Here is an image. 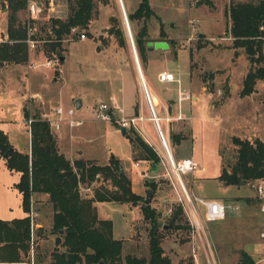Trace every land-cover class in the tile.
Masks as SVG:
<instances>
[{"label": "rangeland", "instance_id": "rangeland-1", "mask_svg": "<svg viewBox=\"0 0 264 264\" xmlns=\"http://www.w3.org/2000/svg\"><path fill=\"white\" fill-rule=\"evenodd\" d=\"M76 1L61 0L58 11L54 14L58 18L66 19ZM211 1L212 6L200 3V0H150L153 9L161 17L166 37L172 40V44L169 43V48L166 49L170 50L169 53L160 49L154 54L155 50L149 51L147 48L148 60L145 68L134 41V34L141 24L135 22L131 25L128 17V11H134L140 0H126V4L124 0H95L96 12L92 22L88 28H80V32H86L87 38L81 40L78 34L68 35L62 41V62L55 53L48 57V43H42L36 54L29 53L30 58L26 65H8L0 70V129L9 135L11 142L21 151H28L30 148V132L23 107H26L31 116L38 109L37 114L40 116L56 106L67 109L75 104L77 98L83 99L82 107L76 112V118L83 120V124L76 127L65 124L56 131L67 132L70 140L74 138L67 152L72 160L82 158L107 164L112 157L120 159L132 180L133 190L144 197L139 205L114 201L97 203L99 216L113 220L115 238L124 239V255H150L151 225L144 219L141 207L150 198V203L146 205L155 207L159 212L160 223L167 224L162 231L163 247L165 254L173 256L171 259L174 264H187L192 259L195 263V254L198 255L200 264H250L244 255L254 260L255 264H264V242L260 238L263 221L258 210L256 182L254 185L248 182L228 186L218 178L222 168L230 169L236 162L237 146L232 140L233 136L250 140L264 137V89L259 87L258 94L252 101L251 96L240 95L242 80L250 68V61L245 62L247 55L243 48H239V53L235 54L233 37L227 31L230 24L227 11L232 0ZM4 6L6 5L0 2V29L7 32L9 10ZM113 16L126 30V46H121L117 38L109 33ZM26 18L25 9L18 19L23 23ZM44 26L46 24L40 23L39 28L42 27L41 32L46 36ZM148 26L149 41H167L158 32L160 22L157 18H151ZM152 56L156 60L151 63ZM137 57L148 86L156 98L171 94L178 96L179 93L177 89H173L178 83L162 85L156 80L157 89L150 85L149 72L156 76L162 68L181 72L182 80L191 79L200 85L205 83L211 92L208 93L201 87L195 88L192 93L199 96V99L191 101L192 110L190 101L185 102L183 113L186 119L161 120L160 124L175 159L190 158L205 168L204 171L196 170L184 175L183 181L190 195L205 199L217 198L228 205L227 216L214 221L205 219V207L199 205L214 258L209 246L205 248L197 234L195 238L191 226L187 228L186 223H190L186 213L179 221L183 228L177 229L168 225L174 210L181 204L180 199L183 198L169 166L164 164L160 156V162L156 165L152 161L135 158L132 143L119 129L118 121L103 122L95 118L94 109L98 101L112 102L113 96L118 98L120 92L131 91L133 96L136 94L138 97V106L144 104L145 110L139 109L137 115L135 109L125 108V116H144L143 130L145 129L156 150L164 157L159 132L155 121L151 119L152 115L140 84ZM48 58L53 59L54 65L50 68L30 69L28 66L30 62L37 63ZM190 69L193 72L191 77ZM236 84L241 87L237 88ZM35 93H40L41 100L45 93L53 97L46 109L33 98H29L30 94ZM70 95H73V102ZM157 99L156 102L160 104L156 108L159 116H165L162 103L166 105L170 117L178 116L169 108L166 99ZM212 99L219 111L221 110L222 117L207 113ZM114 104L125 107L120 102ZM189 116L194 119L191 123ZM140 126L142 128L141 123ZM190 128L192 140L186 144L183 143L184 140L180 144L173 143V133L183 130L185 134H189ZM262 129L263 133L260 131ZM128 131L132 134L131 129H127ZM4 160L0 157V218L9 220L22 217L26 213L22 207L21 194L15 187L20 175L10 170ZM148 180L156 182L155 190L149 187ZM99 186L111 187L100 178L91 184L92 189ZM81 192L84 196L92 194L87 184L82 185ZM34 196L33 211L38 214L34 215L33 212V218L39 217L47 225L52 216V208L44 194ZM49 238L36 240L33 253L36 264H41L44 254L47 255L53 249L56 234L50 233Z\"/></svg>", "mask_w": 264, "mask_h": 264}, {"label": "trees", "instance_id": "trees-1", "mask_svg": "<svg viewBox=\"0 0 264 264\" xmlns=\"http://www.w3.org/2000/svg\"><path fill=\"white\" fill-rule=\"evenodd\" d=\"M9 10L7 33L9 41L0 43V62L26 63L29 61V50L24 42L26 27L19 20V15L27 8L28 0H0ZM126 4V0H124ZM200 3L213 5L211 0H200ZM95 0H77L71 6V13L66 19L52 18L42 23L46 36L55 37L48 43L47 56L53 53L57 58L63 56L62 41L72 33L75 27L88 28L95 16ZM230 19L228 33L233 37L235 54L243 48L250 68L243 80L240 91L242 97L252 94L259 80L264 82V0H232L227 11ZM129 21L141 24L134 34V41L139 52L142 66L146 67L147 42L149 41L148 22L157 18L160 22V34L168 40L161 17L153 9L150 0H140L134 11H128ZM113 25L109 33L114 35L121 46H126L127 35L123 25L112 17ZM38 25V27H39ZM43 27V26H42ZM42 27L39 30H42ZM51 31V32H50ZM192 54V53H191ZM38 113V112H37ZM35 113L31 124V151L21 152L13 147L9 135L0 129V157L6 161L10 170L20 172V179L15 187L21 194L25 215L13 219L0 218V264H35L34 244L39 238H48L50 233L56 234L53 249L50 251L49 264H174L170 256L165 254L163 233L167 224L160 223L159 212L152 205L143 204L144 219L150 222L149 257L135 254H123L124 239L114 236L112 219L99 216L97 202L114 201L139 205L144 197L133 190L132 180L123 168L120 159L112 157L107 164H99L92 160H72L58 145L56 133L48 122L40 119ZM136 114H139L137 105ZM28 119V111H25ZM126 131L133 146L135 158L160 162L159 155L136 131ZM190 135V133H189ZM183 131L172 134L174 144L188 139ZM237 146L236 162L230 169L222 168L219 179L225 185H252L264 180V141L260 138L250 140L233 136ZM108 182L111 187L99 186L92 189V182L98 180ZM150 188L155 190L157 184L148 180ZM254 183V184H253ZM87 184L92 194L84 196L82 185ZM46 194L48 202L53 206V225L47 232L45 228L33 226V195ZM146 202V201H145ZM182 205L174 210L169 226L183 228L180 217L184 216ZM187 228H189V224ZM247 262L255 264L244 255ZM187 264H194L190 260Z\"/></svg>", "mask_w": 264, "mask_h": 264}, {"label": "built area", "instance_id": "built-area-1", "mask_svg": "<svg viewBox=\"0 0 264 264\" xmlns=\"http://www.w3.org/2000/svg\"><path fill=\"white\" fill-rule=\"evenodd\" d=\"M60 2L61 0H28V4L26 8L27 18L23 21V25L26 27V34H27L26 38L24 39V42L28 46L29 53H33V52L36 53L39 50V47L42 43H49L54 40L55 36L52 33L50 34L51 36L43 35L42 32L39 30L38 24L39 22L44 20L50 21L52 18H58L54 13L58 11L57 7L59 6ZM47 12L48 15H46ZM192 22L194 24V21ZM72 33L78 34L81 40L87 38L86 32L85 31L80 32L79 27L73 28ZM7 41H9L8 33L0 29V43ZM53 65H54L53 59L51 58H48L45 62L42 63L40 62L29 63V66L31 68H36L39 66L52 67ZM137 68L139 73L140 84L143 87L146 102L149 106L152 115L151 119L155 121L159 132V136L162 142V148H163L162 152L164 157L156 150L153 142L150 140V137H148L149 135L145 131V129L143 130V123L145 121L144 116H132V117L125 116L124 113L125 110L120 105L114 104V102L100 100L95 104V109H94L95 118L103 122L105 121L112 122L116 120L119 123L120 130L125 129L127 131V129H131L138 132L140 135H142V138L150 146L153 147V149L160 156L164 164H167L169 166L172 175L177 180V183L183 195V198L180 199L181 201L180 205H182L184 209V213H186V215L188 216V220L191 228L193 229L195 238L197 234L201 239V241L203 242V244L205 245V248L209 246L210 252L213 256L211 242L208 236L206 235V227L201 217V211L199 205H203L205 207V219L207 221L224 219L227 216L228 205L217 198L205 199L197 195H194L192 197L188 192L187 187L183 181L184 175H187L188 173H194L196 170L204 171L205 168L200 166L196 161L190 158L179 159V160L175 159L170 144L168 143L166 135L164 134L160 124L161 120L171 121L172 119L180 120L186 118L180 114L173 118L170 117L168 109L163 103H162L163 113H165V116L161 117L158 115L156 108L159 103L157 104L154 100V96L151 92L150 87L148 86V83L146 81L138 57H137ZM158 78L161 82L179 81V79L175 77L174 73L169 71L160 72L158 74ZM39 97L40 96L38 93L30 95V98H39ZM189 99H192V94L185 89H181L178 93L179 102ZM77 110L78 108L76 107V104H73L67 109H65L62 106H56L51 111H46L42 113V115H40V119L48 122L53 131L60 130L65 124H68L69 127H76L83 124V120L76 118ZM188 119L191 120V117ZM34 120H35L34 116H30L26 120V123L28 124V128H29V132H31L30 131L31 124L33 123ZM140 123L142 125V128L140 126ZM136 165H139L138 161L136 162ZM256 190H257V199L259 204V212L262 215V221L264 225V180H261L256 184ZM202 234H204V237ZM260 238L264 242V227L260 231ZM210 260L211 259H209V261ZM215 264L217 263L215 262Z\"/></svg>", "mask_w": 264, "mask_h": 264}, {"label": "crops", "instance_id": "crops-1", "mask_svg": "<svg viewBox=\"0 0 264 264\" xmlns=\"http://www.w3.org/2000/svg\"><path fill=\"white\" fill-rule=\"evenodd\" d=\"M4 7H7V6H4ZM195 9H198V8H195ZM4 10V12L6 13L7 12V10L6 9H3ZM3 12V11H2ZM160 31V26H159V30H158V32ZM6 32V31H5ZM201 33H203V32H201ZM6 34V33H5ZM169 48V47H168ZM160 49H167V48H158V49H155V52H154V54H156ZM154 51V50H153ZM166 53H169L170 52V50H166L165 51ZM35 53V52H34ZM37 53V52H36ZM35 53V54H36ZM32 54V53H31ZM154 56V55H153ZM153 56L151 57V63L152 62H154L156 59H154L153 58ZM191 59H192V56H191ZM191 59H190V63H191ZM246 61L245 62H249V59L247 60V57H245L244 58ZM47 60V59H46ZM45 60V61H46ZM45 61H39L40 63H42V62H45ZM8 65H26V63H8V62H4V65L3 66H0V70L1 69H4V68H6ZM28 66H29V64H28ZM39 67H44V68H50V67H46V66H39ZM39 67H36V68H39ZM29 68L30 69H33V68H31L30 66H29ZM190 68H191V64H190ZM249 70V69H248ZM162 71H169V72H173L172 70H169V69H165V68H162V70H160L159 72H162ZM159 72L157 73V75L155 76L153 73H150L149 72V81H150V85L151 86H154V88L155 89H157L156 87V80H158L159 82H160V84H162V85H164V83H178V85H177V87H173V85H172V87H173V89L175 90V89H177L178 91H180L181 89H185V90H187L188 92H190L191 94H192V99H189V100H184V101H181V102H179V100H178V96H172V94L170 95V96H157V98H159V100L161 99V100H163V99H166L168 102H169V108L175 113V114H180V115H182L183 117H185L184 116V113H183V111H184V104H185V102L186 101H190V103H191V105H190V109L192 110V105H193V103L191 102V101H194V100H196V101H198V99H199V96H196V95H193V91L195 90V88H198V87H201L202 88V90H204V91H206V92H208V93H211L209 90H208V88H207V85L204 83V84H202V85H200V84H198V83H196V82H192V80L190 79L189 81H187V80H182V76H181V72H173L174 73V75H175V77L177 78V79H179V81H177V82H161L160 80H159V78H158V74H159ZM247 72L248 71H246L245 72V74H244V78H245V76H246V74H247ZM193 75V72H192V69H190V77ZM244 78H243V80H244ZM242 80V81H243ZM184 84V85H183ZM188 84V85H187ZM156 86V87H155ZM236 86H237V88L238 87H241V85L240 84H236ZM184 87V88H183ZM243 87V86H242ZM259 87H262L263 89H264V82L263 81H261V80H259L258 82H257V85H256V89H255V91L252 93V94H250V95H247V97H249V96H251V101L252 100H254L255 98H256V95L258 94V90H259ZM174 90H173V92H174ZM157 91V90H156ZM155 91V92H156ZM158 92V91H157ZM39 94V96L41 97V95H40V93H38ZM31 95V94H30ZM30 95H29V98H30ZM42 96H44L43 98H42V100H41V98L39 97V98H33L34 100H35V102H37L39 105H41L43 108H47L48 107V104L50 105V103H51V99L53 98L51 95H49V94H47V93H45L44 95H42ZM119 96H120V98H119ZM119 96H118V98H117V96H116V98H115V96H113V98H112V102H114V103H121V104H123L125 107H124V109L126 108L127 110H134L135 109V111H136V108H137V102H138V97L136 96V94L133 96V94L131 93V91H124L123 93H119ZM154 96V100H155V102L156 101H158V99L155 97V95H153ZM70 97H71V100H72V102H73V100H74V98H73V95H70ZM121 97H122V100H121ZM245 97V96H244ZM163 98V99H162ZM28 99V98H27ZM41 100V101H40ZM83 100V99H82ZM42 102V103H41ZM163 102V101H162ZM157 103V102H156ZM159 103V102H158ZM157 103V104H158ZM164 104V103H163ZM126 105H127V107H126ZM159 105V104H158ZM166 106V105H165ZM24 108V110H26L27 111V109H26V107H23ZM138 108L141 110V111H144L145 110V106H144V104H139V106H138ZM52 109V108H51ZM162 111H163V109H162ZM221 111V110H220ZM219 111V109H218V107H217V104L215 103V100L214 99H212L211 100V102H210V106L208 107V111H207V113L208 114H210V115H216V116H218V114H219V116H221L222 117V115H221V112ZM35 112H38V109L35 111ZM251 115L252 116H256V114H253V113H251ZM191 117V120H190V123H191V121H192V116H189V118ZM193 121H194V119H193ZM193 125H194V122H193ZM253 125L255 126V122L253 123ZM252 125V126H253ZM192 126V125H191ZM0 127H1V125H0ZM181 131H183V130H181ZM262 133H263V129L262 130H260ZM55 133H56V135H57V139H58V145H59V147H60V149H61V151L62 152H64L68 157H69V155L67 154V152H69V149L71 148V141L72 140H74V138L72 137L71 138V140L69 139V137H68V134H67V132L66 133H59V131H55ZM189 133H190V135L188 134V139H186V140H184L183 141V143H187V141H190V140H192V132H191V128H190V130H189ZM29 136H30V134H29ZM260 139H262L263 141H264V137H261ZM12 143V142H11ZM184 144V145H185ZM12 145H13V147L14 148H16V149H18L13 143H12ZM65 149V150H64ZM19 150V149H18ZM19 151H21V150H19ZM31 151V136H30V148L28 149V151H21V152H30ZM4 162L6 163V161L4 160ZM123 165V164H122ZM138 166V165H137ZM123 168H124V166H123ZM125 170V169H124ZM126 171V170H125ZM17 172V171H16ZM17 173H19V175H20V172H17ZM20 179V178H19ZM19 181V180H18ZM17 181V182H18ZM44 196L46 197V199L48 200V195H46V194H44ZM34 195H33V199H34ZM97 203H99V202H97ZM97 203H96V206H97ZM50 204V206H51V208H52V216L50 217V219H49V222H48V224L46 225L43 221H41V220H39V217L38 218H33V226H34V228H40V227H45V230L47 231V232H49V230H50V227H52V224H53V206H52V204L51 203H49ZM49 206V205H48ZM258 209V208H257ZM259 210V209H258ZM34 212V215L36 214H38V212H36L35 213V211H33ZM263 227H264V225H263ZM262 227V228H263ZM49 236H50V234L48 235V239H50L49 238ZM47 239V240H48ZM48 251V250H47ZM171 257H173V256H171L170 255V258ZM44 260L41 262V264H49L50 263V260H51V258H50V253H48L47 255H45L44 254V258H43ZM193 260V262H194V259H192ZM37 262H36V260H35V264H36ZM177 264H179V263H177ZM182 264H185V262H183ZM194 264H200V259H199V257H198V255L197 254H195V263Z\"/></svg>", "mask_w": 264, "mask_h": 264}, {"label": "water", "instance_id": "water-1", "mask_svg": "<svg viewBox=\"0 0 264 264\" xmlns=\"http://www.w3.org/2000/svg\"><path fill=\"white\" fill-rule=\"evenodd\" d=\"M169 47V42L167 41H149L147 42V48L149 51H153L155 49H158V48H168ZM61 62L64 60V56H62L60 58ZM4 65V62H0V66H3ZM75 104H76V107L78 109H80L83 105V100L81 98H77V100L75 101ZM122 133L125 135L126 134V130H122ZM14 151V147L11 148V150L9 151V154H12ZM150 199V198H147V200ZM146 200V204L150 203V200L147 201Z\"/></svg>", "mask_w": 264, "mask_h": 264}]
</instances>
